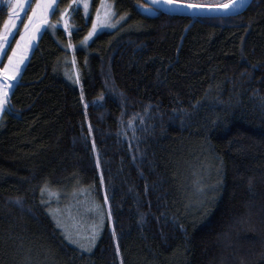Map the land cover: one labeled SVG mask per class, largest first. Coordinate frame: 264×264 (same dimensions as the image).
Segmentation results:
<instances>
[{"label": "trees", "instance_id": "trees-1", "mask_svg": "<svg viewBox=\"0 0 264 264\" xmlns=\"http://www.w3.org/2000/svg\"><path fill=\"white\" fill-rule=\"evenodd\" d=\"M77 1H58L71 25L39 36L0 120V264H264V0L222 17L109 0L92 40L100 0ZM72 192L105 208L90 247L55 218Z\"/></svg>", "mask_w": 264, "mask_h": 264}, {"label": "rangeland", "instance_id": "rangeland-1", "mask_svg": "<svg viewBox=\"0 0 264 264\" xmlns=\"http://www.w3.org/2000/svg\"><path fill=\"white\" fill-rule=\"evenodd\" d=\"M58 1L59 0H52V7L48 8L46 12H42L41 9L37 7L35 14L33 13V7L38 4V0L18 3L16 9L14 8L15 10L13 13L9 14L6 23L2 27V31L0 33V43L4 44V48L0 50V70L4 69L6 64H8L9 68L11 69L12 64L16 60H19L20 64L19 70L15 71V76H13L12 70L7 71L4 74H0V83L5 82L4 75H7L10 77L7 83L11 85L8 92L6 108L4 110H0V120L5 110L8 108L9 94L16 82L21 77V74L28 63L39 36L45 30L55 32L56 28L59 26L66 28V21L71 23L69 16H66L64 19H60L58 21L59 23H56L52 20ZM77 2L78 5L82 7L85 15H89L90 12L92 13L91 8L93 0H78ZM114 12L115 9L112 2H109V0H102V2L99 4V7L93 13L92 18L93 20L95 19L97 21L106 19L108 23L98 26L96 30L92 32L91 36H86L87 40H92L100 32L107 29H112L115 26V22L117 20L115 18L116 16ZM30 16L32 17L31 21H29ZM26 22H28L27 28ZM92 28L93 24L91 29ZM22 32L24 33L23 36H21ZM29 37H31V39H29ZM13 40H15V42L9 54L13 55L12 50L13 48H16L13 62L9 61V55L6 60L3 61L6 52L8 51ZM17 41H19V44ZM72 56L75 57L74 54H72ZM73 63L75 64V62ZM65 65L66 68L68 67V69H70L71 61H65ZM65 70H63L64 73L66 72ZM67 76L73 83H78L77 73L74 69L71 71V73L67 74ZM79 86H81V83H79ZM81 196H78L73 192L72 194L68 193L67 197L63 200L68 201L69 203L61 208L58 207L54 214L56 220L61 225V227H63L64 231L67 232L68 237L72 239V241L77 240L80 242V244H85L86 241L88 242V234L90 233L92 226L99 224L100 213H103L105 208L103 209L102 205L98 203L96 204V202L94 203V201L89 199L87 196H84V198L80 200Z\"/></svg>", "mask_w": 264, "mask_h": 264}, {"label": "snow or ice", "instance_id": "snow-or-ice-1", "mask_svg": "<svg viewBox=\"0 0 264 264\" xmlns=\"http://www.w3.org/2000/svg\"><path fill=\"white\" fill-rule=\"evenodd\" d=\"M153 4H158L161 3L162 0H152ZM164 3L169 4V5H175V6H181V5H186V7L190 10H198V9H203V8H216V7H220V8H228L229 6H231L232 8H238L240 7L243 3L244 0H229L228 4H224V5H210V4H202V3H195V2H190V0H163ZM17 5L16 4H12V6L8 7V12L10 14L13 13L14 8H16ZM37 7L39 9H41L42 12H46L48 8L52 7V0H38V4L36 6L33 7V13L35 14ZM174 10H179L174 9ZM68 9H64L63 12H61V16L64 15V12H67ZM32 17H29V21H31ZM108 23V21L106 19H102V20H93V28L89 30L88 35L91 36L92 32L94 30H96V28L100 25L106 24ZM27 24L28 22H26V28H27ZM67 26V25H66ZM24 33H21V36H23ZM29 39H31V37H29ZM85 40H87V37H85ZM17 43L19 44V41H17ZM69 47H71V45H69ZM4 48V44L0 43V50H2ZM13 55H9L8 59L10 62H13V57L14 54L16 53V48H13ZM19 64L20 61L16 60L13 64H12V68H9V65L6 64L4 66V69L0 70V74H4L7 71L12 70V74L13 76H15V71L19 70ZM10 79V77H8L7 75H4V81L3 83H0V110H4L6 108L7 105V99H8V92H9V88L11 87L10 84L7 83V81ZM129 123H131V121H129ZM41 193H44L45 191H47L46 185L45 186H41L40 189ZM53 193L49 192V195H52ZM107 201V197H105V202ZM103 219H104V214L100 213V221L98 225L92 226L90 233L88 234V242L86 244H81L80 247H90L91 244L95 243V239H96V235L98 233L99 227H101L103 225ZM109 219H111L110 214H109ZM112 236L113 239L115 240L116 238V233L115 230H113L112 232ZM117 254H119V247L117 246L116 248Z\"/></svg>", "mask_w": 264, "mask_h": 264}, {"label": "water", "instance_id": "water-1", "mask_svg": "<svg viewBox=\"0 0 264 264\" xmlns=\"http://www.w3.org/2000/svg\"><path fill=\"white\" fill-rule=\"evenodd\" d=\"M146 6L143 8V11L147 14L153 15L158 11L164 12L170 15H178V16H190V17H222V16H235L244 12L252 3L253 0H244V3L238 8H232L229 6L228 8H203L198 10H190L186 7V5L175 6L169 5L163 2L158 4H153L152 0H143ZM228 2L217 5L228 4ZM179 10H174V9Z\"/></svg>", "mask_w": 264, "mask_h": 264}, {"label": "flooded vegetation", "instance_id": "flooded-vegetation-1", "mask_svg": "<svg viewBox=\"0 0 264 264\" xmlns=\"http://www.w3.org/2000/svg\"><path fill=\"white\" fill-rule=\"evenodd\" d=\"M30 2L31 0H0V9H5L6 11H8V7H10V6H12V4H16V5H18V3H22V2ZM102 2V0H100V3ZM110 2V1H109ZM16 9V8H15ZM14 9V10H15ZM13 10V11H14ZM90 15V14H89ZM68 21H66L65 23H66V25L68 26V25H71V23H67ZM80 44V42L78 43V44H76V45H79ZM75 45V44H74Z\"/></svg>", "mask_w": 264, "mask_h": 264}]
</instances>
